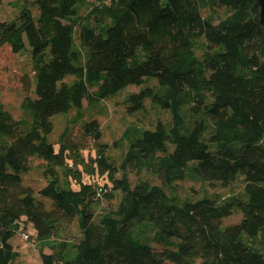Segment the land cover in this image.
<instances>
[{
    "label": "trees",
    "instance_id": "16d2710c",
    "mask_svg": "<svg viewBox=\"0 0 264 264\" xmlns=\"http://www.w3.org/2000/svg\"><path fill=\"white\" fill-rule=\"evenodd\" d=\"M77 2L13 0L17 17L0 20V47L18 53L26 38L33 73L21 77L19 117L0 100V264L17 255L9 241L15 232L31 238L24 222L43 242L74 220L78 239L41 250L42 264H264V26L258 0H98L85 14ZM214 6L225 14H202ZM67 75L74 79L65 81ZM146 77L158 84L129 94V108L143 107L148 98L170 111V122L144 129L119 167L99 144L93 175L76 173L74 180L64 169L63 181L57 167L64 166L66 151L83 158L78 143L62 140L57 147L47 139L51 117L81 108L83 99L141 85ZM84 134L98 140V121L85 122ZM31 157L44 160L50 175L37 192L23 181ZM119 169L123 175L116 177ZM125 170H151L160 184L139 179L132 185ZM238 172L243 191L224 200L204 196L179 204L163 187L185 178L228 186ZM116 191L122 194L116 208L95 220L99 203ZM233 207L242 218L223 227Z\"/></svg>",
    "mask_w": 264,
    "mask_h": 264
},
{
    "label": "rangeland",
    "instance_id": "374dc122",
    "mask_svg": "<svg viewBox=\"0 0 264 264\" xmlns=\"http://www.w3.org/2000/svg\"><path fill=\"white\" fill-rule=\"evenodd\" d=\"M13 0H3L0 4V20H12L18 15V8L11 4ZM165 1V0H163ZM98 0H78L76 9L80 14L88 12L91 5ZM18 4V3H17ZM202 14L207 16H223L225 9L214 6L202 9ZM25 48L18 53H13L6 45L0 47V100L4 107L14 116L19 117L22 114L21 101L25 95L22 90L21 77L24 74L33 76L32 59L29 44L24 38ZM202 50L196 49V54L201 55ZM73 75L65 76L64 80L71 82ZM141 85L131 84L123 89L111 93L104 98L87 101L83 99L82 107L72 106L65 112H59L51 117L52 129L47 134V139L59 147L62 140L70 143L79 144V153L83 159L74 158L71 150L66 151L64 157V166L57 167L60 178L64 181L65 171L68 176L76 180L78 177H87L93 175L98 145L103 144L104 155L114 166L119 167L131 141L140 135L144 129H151L157 120L170 122L171 114L169 110L161 108L150 99H145L143 107L139 109H130L133 104L128 96L131 93L138 92L140 88L147 85H157L155 77H146ZM34 88V83H33ZM93 89V88H92ZM91 89V90H92ZM33 94V93H31ZM97 120L101 136L94 140L91 136L84 134V123L91 120ZM95 154V155H93ZM196 163V161H194ZM46 162L37 157L29 159V168L23 173V181L29 184L35 192L38 191L50 179L49 174H44ZM123 170L119 169L116 177L123 175ZM132 185L139 179H146L153 184H160L156 174L151 170H142L140 172L125 170ZM234 184L221 186L219 183L209 182L203 179L195 181L190 178L180 179L163 186L166 192L175 198L176 202L181 204L186 200H196L204 196L217 197L220 200L228 198L232 194H241L243 191V175L238 172ZM264 185V181L261 182ZM121 192L116 191L114 198L104 200L99 203L95 212V220L110 209H115L120 198ZM242 213L237 207H233L232 213L222 218V226L237 223L241 220ZM24 230L31 235L29 240H23L15 232L10 243L13 245L17 255L9 264H42L39 257L40 251L50 252L52 249H59L58 246H52L62 240L74 242L78 239L80 229L76 220L68 228L60 230L59 235L48 241H40L37 237L34 226L31 222H24ZM35 242V245L31 244ZM44 243V245L42 244Z\"/></svg>",
    "mask_w": 264,
    "mask_h": 264
},
{
    "label": "water",
    "instance_id": "95a60500",
    "mask_svg": "<svg viewBox=\"0 0 264 264\" xmlns=\"http://www.w3.org/2000/svg\"><path fill=\"white\" fill-rule=\"evenodd\" d=\"M258 4H259V15H258L259 23L262 26H264V0H258Z\"/></svg>",
    "mask_w": 264,
    "mask_h": 264
},
{
    "label": "built area",
    "instance_id": "2783aa9c",
    "mask_svg": "<svg viewBox=\"0 0 264 264\" xmlns=\"http://www.w3.org/2000/svg\"><path fill=\"white\" fill-rule=\"evenodd\" d=\"M101 191H102V188H101V187H98V188H97V195H99ZM22 237H23L24 239H28V238H29V236H28L27 233H22Z\"/></svg>",
    "mask_w": 264,
    "mask_h": 264
}]
</instances>
